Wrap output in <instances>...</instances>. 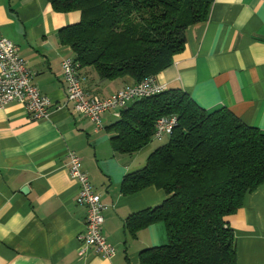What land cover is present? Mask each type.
I'll return each instance as SVG.
<instances>
[{"label":"crops","instance_id":"1","mask_svg":"<svg viewBox=\"0 0 264 264\" xmlns=\"http://www.w3.org/2000/svg\"><path fill=\"white\" fill-rule=\"evenodd\" d=\"M81 18L79 11L56 12L49 0H0L2 34L20 48L34 84L52 102L50 116L37 120L19 103L0 107V264H141L143 252L169 242L162 221L128 225L132 216L162 205L167 193L154 185L130 194L122 188L146 166L157 149L153 141L133 154L116 152L113 127L121 115L103 114L98 129L68 101L62 62L74 53L59 33ZM80 73L85 91L99 98L136 84L129 76L102 80L92 67ZM158 81L182 89L202 109L227 108L264 132V0H215L207 21L188 28L185 50ZM69 151L80 156L108 206L103 232L117 249L111 260L78 239L88 209L77 202ZM229 225L236 264H264V183Z\"/></svg>","mask_w":264,"mask_h":264},{"label":"trees","instance_id":"2","mask_svg":"<svg viewBox=\"0 0 264 264\" xmlns=\"http://www.w3.org/2000/svg\"><path fill=\"white\" fill-rule=\"evenodd\" d=\"M215 0H49L59 13L79 11L81 21L63 28L80 69L102 80L131 77L136 84L174 64L186 47L189 27L206 22ZM177 116L167 142L140 172L127 177L125 193L149 186L168 199L134 215L128 225L162 221L168 244L143 252L141 264H236L229 217L264 183V132L227 108L202 109L180 88L136 100L113 127L116 152L133 154L149 145L157 121Z\"/></svg>","mask_w":264,"mask_h":264},{"label":"built area","instance_id":"3","mask_svg":"<svg viewBox=\"0 0 264 264\" xmlns=\"http://www.w3.org/2000/svg\"><path fill=\"white\" fill-rule=\"evenodd\" d=\"M63 75L67 85L68 101L77 112L89 118L98 129L102 128V116L107 112L121 115L122 110L132 102L162 93L167 89L155 77H149L139 84L128 86L116 94L99 98L90 96L84 88L86 78L80 73V63L74 57H66L62 62ZM16 102L21 104L34 119L50 116L52 102L34 84V75L22 57L20 48L5 37L0 30V107ZM178 125L177 116L162 117L156 123L154 140L168 139ZM68 166L71 177L79 184L77 202L88 209L86 228L79 236L86 248L111 260L117 254L115 246L103 232L104 212L108 206L102 202L88 174L83 170L82 160L75 151L68 152Z\"/></svg>","mask_w":264,"mask_h":264},{"label":"rangeland","instance_id":"4","mask_svg":"<svg viewBox=\"0 0 264 264\" xmlns=\"http://www.w3.org/2000/svg\"><path fill=\"white\" fill-rule=\"evenodd\" d=\"M162 84H163V83H162ZM166 142H167V140L162 141V142H159V141H157V140H153V147H157V148H158V147L164 145Z\"/></svg>","mask_w":264,"mask_h":264}]
</instances>
